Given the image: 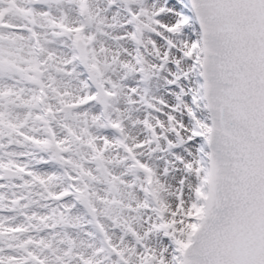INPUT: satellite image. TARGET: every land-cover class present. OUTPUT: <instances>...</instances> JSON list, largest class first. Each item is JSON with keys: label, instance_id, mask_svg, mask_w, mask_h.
Segmentation results:
<instances>
[{"label": "snow or ice", "instance_id": "snow-or-ice-1", "mask_svg": "<svg viewBox=\"0 0 264 264\" xmlns=\"http://www.w3.org/2000/svg\"><path fill=\"white\" fill-rule=\"evenodd\" d=\"M0 264H264V0H0Z\"/></svg>", "mask_w": 264, "mask_h": 264}]
</instances>
